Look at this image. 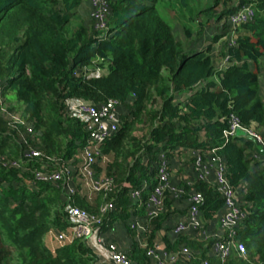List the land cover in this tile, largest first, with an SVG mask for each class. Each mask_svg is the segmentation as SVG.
Segmentation results:
<instances>
[{"label": "trees", "instance_id": "16d2710c", "mask_svg": "<svg viewBox=\"0 0 264 264\" xmlns=\"http://www.w3.org/2000/svg\"><path fill=\"white\" fill-rule=\"evenodd\" d=\"M228 1L114 0L104 35L76 16L81 0H0V79L5 84L0 99L39 133L29 142L32 147L58 163L77 156V169L83 167L80 155L88 135L67 114L66 101L124 103L118 132L99 145L105 160L94 166L114 182L108 200L116 211L106 217L103 230L115 221L126 223L131 211L143 214L129 193L153 182L161 155L190 168L194 151L215 149L247 214L236 228L246 255L233 253L224 264H259L264 262V154L243 136L224 140L222 131L231 115L248 129L264 131V0H237L227 8ZM244 5L253 7L254 17L233 29L227 20ZM218 6L223 7L219 12ZM211 22L219 24L225 39L217 59L210 46L186 50L176 37L177 27L186 41L201 36ZM9 124L0 116V264H96L85 241L73 240L55 253L45 245L49 231L67 227V202L57 184L33 183L38 164L21 163V132ZM14 161L23 169L10 167ZM75 187L69 203L97 213L103 196L81 182ZM194 191L204 200L203 223L215 226L223 206L217 190L195 181ZM171 202L149 223L147 246L154 245ZM211 243L181 234L163 244L167 251L190 248L195 261L222 264L208 256ZM129 257L149 264L142 248Z\"/></svg>", "mask_w": 264, "mask_h": 264}, {"label": "built area", "instance_id": "2783aa9c", "mask_svg": "<svg viewBox=\"0 0 264 264\" xmlns=\"http://www.w3.org/2000/svg\"><path fill=\"white\" fill-rule=\"evenodd\" d=\"M99 1H102L101 3ZM96 10L92 12L93 31L106 33L109 30L108 17L110 15L107 0H93ZM254 17L251 5L242 6L231 15L227 24L235 29L237 26L250 22ZM224 65V64H223ZM222 66H220L221 68ZM5 84L0 79V92ZM1 101V99H0ZM125 104H129L127 101ZM67 114L79 121L88 135L87 145L80 155L83 167L77 169L72 160L58 163L51 161L29 142L36 140V133L31 123L20 122L24 127V134H20L24 145L21 163H37L38 167L32 171L33 183L57 184L64 193L65 205L64 221L67 227L63 230H51L47 233L56 241L59 248L70 244L73 240L87 242L95 233L101 235V226L108 215L116 211V205L108 200V195L114 189V182L103 174H97L94 166L105 160L99 147L104 140L112 138L120 127V116L124 113V103L108 100L98 106L91 105L80 99L66 101ZM241 133L243 137L254 141L264 151V131L255 132L240 124L239 120L231 115L227 121V128L222 131V138L228 140ZM196 160L190 167L192 175L183 176L178 183L172 182L171 162L168 158L160 156L156 164V175L151 183H144L142 188L129 193V200L143 207V216H129L127 227L135 233L136 242L144 250L149 264H210L207 259L195 261V253L188 247H181L175 251H167L164 245L154 243L147 246L144 243L148 233L149 223L166 211V201L184 202L185 216L167 228L166 235L171 242L178 235H189L199 240L212 241L208 256L216 257L224 264L233 253L245 257L246 250L242 242L236 238V228L246 218L245 203L241 199V192L233 188L226 177V166L221 157L215 155V149L209 151L196 150L193 152ZM256 157V155H255ZM0 162L3 158L0 156ZM21 163H10V167L23 169ZM6 165V164H4ZM55 166V167H52ZM77 180L89 191L103 196V202L97 213H90L69 203V197L78 192L75 187ZM195 181H203L217 190L223 201L222 209L216 217L215 226H205L202 221L201 207L203 197L194 191ZM78 182V183H80ZM101 239L99 240V242ZM102 243V242H101ZM108 254L109 264H137L127 252L113 242L102 243ZM259 264H264L261 262Z\"/></svg>", "mask_w": 264, "mask_h": 264}, {"label": "crops", "instance_id": "0c3cea01", "mask_svg": "<svg viewBox=\"0 0 264 264\" xmlns=\"http://www.w3.org/2000/svg\"><path fill=\"white\" fill-rule=\"evenodd\" d=\"M260 93L261 96L264 97V88H261ZM259 154L261 155L264 154V151L261 149ZM170 162L172 161L170 160ZM172 163H173L171 164V173L173 175L172 182L178 183L183 176L192 175V172L190 171L189 167L188 168L182 167L180 162L177 160H174V162ZM185 212L186 209L184 202H179V203L171 202L168 211L170 215L168 216L167 219H165V222L161 230H159L155 234L153 243L164 245L163 244L164 240L165 238L168 237V236H164V234L166 235L167 228L172 227L175 224V222L182 219L185 216ZM132 215L135 217H142L143 214L139 213V211H134V212L131 211L130 216ZM126 223H122L121 221H115L112 223L111 226H108L106 229L104 230L101 229V235L95 233L90 239L87 240L86 244L89 247L92 254L94 255L96 259V264H109L108 254L102 243L105 244L106 242H113L119 247H121L125 252H127L128 255L129 254L131 255V251L133 249H136L137 247H139V249L141 248L136 242L135 233L132 232L127 227ZM100 239L101 241L99 242ZM44 243L52 253H55L56 250L59 249L56 241H54L51 237H48V235L45 236Z\"/></svg>", "mask_w": 264, "mask_h": 264}, {"label": "rangeland", "instance_id": "374dc122", "mask_svg": "<svg viewBox=\"0 0 264 264\" xmlns=\"http://www.w3.org/2000/svg\"><path fill=\"white\" fill-rule=\"evenodd\" d=\"M107 1L109 4H111V2L112 3L114 2V0H107ZM99 2L101 3L102 1ZM236 2L237 0L228 1L227 8L234 6ZM96 8L97 6L95 7V4H93V0H81V5L76 10V16L78 17V19L82 21V23H84V25L87 28H91V27L93 28V19L91 18V14L93 11L96 10ZM222 9L223 7L218 6L216 11L219 12ZM76 23L77 21L74 20L72 25H75ZM220 29L221 28L219 27V24L217 25L215 22H211L210 29L206 30L201 36H195L189 41H186L182 37V34L178 27L175 29V33L177 39L179 41H183L186 50L198 51L207 46H210L213 49V57L217 59L219 53H221L222 50L224 49L223 44L225 42V39L223 38L221 39L222 32ZM215 37H218L216 41H214ZM219 61H220L219 59L216 61L217 62L216 65H218ZM3 101L4 99L0 101V104L3 105L2 108L0 109V116L3 118V120L10 123L9 125L11 130H15L23 134L24 132H22V130L24 129V127L20 122L26 123L27 120L23 119L20 113L18 112H15L14 114L10 113L7 110L8 104L4 103ZM171 161L174 162L173 159ZM172 162L171 164H173ZM77 182H80V180H77ZM145 240L146 239H144V241Z\"/></svg>", "mask_w": 264, "mask_h": 264}, {"label": "water", "instance_id": "95a60500", "mask_svg": "<svg viewBox=\"0 0 264 264\" xmlns=\"http://www.w3.org/2000/svg\"><path fill=\"white\" fill-rule=\"evenodd\" d=\"M238 135H239V136H242V134H241V133H238Z\"/></svg>", "mask_w": 264, "mask_h": 264}]
</instances>
